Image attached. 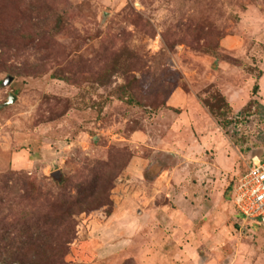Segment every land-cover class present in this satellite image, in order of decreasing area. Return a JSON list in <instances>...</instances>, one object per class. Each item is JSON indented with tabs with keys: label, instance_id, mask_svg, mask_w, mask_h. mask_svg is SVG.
I'll list each match as a JSON object with an SVG mask.
<instances>
[{
	"label": "rangeland",
	"instance_id": "rangeland-1",
	"mask_svg": "<svg viewBox=\"0 0 264 264\" xmlns=\"http://www.w3.org/2000/svg\"><path fill=\"white\" fill-rule=\"evenodd\" d=\"M256 158L264 0H0V264H264Z\"/></svg>",
	"mask_w": 264,
	"mask_h": 264
},
{
	"label": "built area",
	"instance_id": "built-area-1",
	"mask_svg": "<svg viewBox=\"0 0 264 264\" xmlns=\"http://www.w3.org/2000/svg\"><path fill=\"white\" fill-rule=\"evenodd\" d=\"M233 204L242 217L264 225V161L254 159L237 179Z\"/></svg>",
	"mask_w": 264,
	"mask_h": 264
},
{
	"label": "trees",
	"instance_id": "trees-1",
	"mask_svg": "<svg viewBox=\"0 0 264 264\" xmlns=\"http://www.w3.org/2000/svg\"><path fill=\"white\" fill-rule=\"evenodd\" d=\"M204 104L214 116H217V115L220 116V114L216 113L215 106H212V105L208 104L207 102ZM62 182H63V185H65L66 181L62 180L61 184H62ZM67 187H68V185H65L64 189ZM77 188H78V193L76 194V196H73L71 194H69V195L63 194V195H59L58 197L51 196L55 200V203L52 205L51 212H52V214L57 215V214H55V211L58 209L59 213H60L59 219L61 220L62 223L67 222L69 225H72V224L74 225L75 218L77 215L87 213V211H88L87 209L91 203L93 205H95V203L93 201V197L98 194V192H97V190L99 188L98 186L92 185L87 189V191L81 186H79ZM234 188H235V186H233V188H232L233 192H234ZM32 190L37 191L34 185H32ZM50 202L53 203V201H50ZM104 206H106V205H104ZM108 215H109V213H107V216ZM46 217L50 218L51 214H46L45 218ZM250 222H253V221H250ZM258 224L262 225L261 223H258ZM39 229L40 228H38L36 230V233H34L33 235H36L37 233L39 234L40 233ZM70 231H72L74 233V228H73V230L71 228L68 231L69 233L66 234V238L72 233V232L70 233ZM74 236H76V234ZM71 240L72 239H68L67 246L64 247L63 250L62 249L60 250L61 254L59 255V259H61V260H59V264H66L65 258H66L67 252H68V248L72 244L73 240L72 241ZM56 252L57 251L50 250V253H51V256L53 259H56V257H57Z\"/></svg>",
	"mask_w": 264,
	"mask_h": 264
},
{
	"label": "water",
	"instance_id": "water-1",
	"mask_svg": "<svg viewBox=\"0 0 264 264\" xmlns=\"http://www.w3.org/2000/svg\"><path fill=\"white\" fill-rule=\"evenodd\" d=\"M11 100L15 101V98L12 96V97H10V101H11Z\"/></svg>",
	"mask_w": 264,
	"mask_h": 264
}]
</instances>
